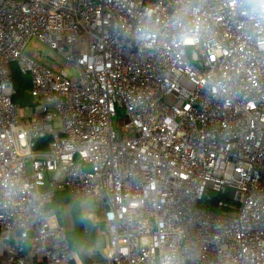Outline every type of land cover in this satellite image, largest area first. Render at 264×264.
I'll use <instances>...</instances> for the list:
<instances>
[{"label":"built area","instance_id":"obj_1","mask_svg":"<svg viewBox=\"0 0 264 264\" xmlns=\"http://www.w3.org/2000/svg\"><path fill=\"white\" fill-rule=\"evenodd\" d=\"M31 40L64 67L27 56ZM62 192L95 203L106 250L90 264H264V19L239 0H0L9 264H80L49 206Z\"/></svg>","mask_w":264,"mask_h":264},{"label":"rangeland","instance_id":"obj_2","mask_svg":"<svg viewBox=\"0 0 264 264\" xmlns=\"http://www.w3.org/2000/svg\"><path fill=\"white\" fill-rule=\"evenodd\" d=\"M34 53H33V52ZM24 53L27 56L34 58L40 63V65L51 68L60 69L64 67L63 59L53 50L48 49L41 43L31 40L27 45ZM69 76H74L75 72L71 69H67ZM18 107H20V115L30 116L32 114L33 100L29 96L28 88L24 93L23 99L18 101ZM22 108V109H21ZM114 127L117 125V118L113 119ZM27 172L30 171V165H26ZM49 177L54 176V173H48ZM47 176H45V180ZM47 182V181H46ZM44 187H39L42 189ZM58 218L60 224L65 230L74 229V219H77L78 236L81 238L78 242V247L76 251V256L80 261L84 256H87L91 262L102 259L106 250V237L103 233L101 223L98 220L97 214L94 212L96 210L95 203L89 200V210L91 211L90 219H83L81 207V200H71L69 202H63L57 205Z\"/></svg>","mask_w":264,"mask_h":264},{"label":"clouds","instance_id":"obj_3","mask_svg":"<svg viewBox=\"0 0 264 264\" xmlns=\"http://www.w3.org/2000/svg\"><path fill=\"white\" fill-rule=\"evenodd\" d=\"M183 3V0H180ZM239 4L245 10L246 14H251L254 17L264 19V0H239ZM187 9L180 7L176 11V18L174 24L181 29V34L184 39L195 41L197 36V27L194 21L186 19ZM81 207L83 209L82 218L90 219L91 211L89 210V197L87 194L80 198Z\"/></svg>","mask_w":264,"mask_h":264},{"label":"trees","instance_id":"obj_4","mask_svg":"<svg viewBox=\"0 0 264 264\" xmlns=\"http://www.w3.org/2000/svg\"><path fill=\"white\" fill-rule=\"evenodd\" d=\"M11 78H12L13 87L15 90V94L12 97V101L17 104L19 100L23 99L24 93L27 90V88L29 89L30 82H29V78L27 77V75H24L17 68L16 64H11ZM43 142L44 144L42 146L45 147L46 141L44 140ZM38 148H40V146L37 147V149ZM69 201H70V198L67 196V194L62 192V193H59L54 198V200L49 204V206L54 207L57 210L58 204L63 203V202H69ZM73 219H74V229L70 231L67 230V237H68V241H69L72 251L76 254L75 250H77L78 242L81 238L78 236V228H77V222H76L77 219L75 218V216H73Z\"/></svg>","mask_w":264,"mask_h":264},{"label":"crops","instance_id":"obj_5","mask_svg":"<svg viewBox=\"0 0 264 264\" xmlns=\"http://www.w3.org/2000/svg\"><path fill=\"white\" fill-rule=\"evenodd\" d=\"M57 213H58V210H57ZM32 260L34 261L35 264H46L45 261L39 257H32ZM81 260L82 261L78 259L79 263L85 264L83 259ZM9 263H11V258L9 257V255L6 253V251L3 248H0V264H9Z\"/></svg>","mask_w":264,"mask_h":264},{"label":"water","instance_id":"obj_6","mask_svg":"<svg viewBox=\"0 0 264 264\" xmlns=\"http://www.w3.org/2000/svg\"><path fill=\"white\" fill-rule=\"evenodd\" d=\"M83 261H84L85 264H90L91 263L90 259L87 256L83 257Z\"/></svg>","mask_w":264,"mask_h":264}]
</instances>
